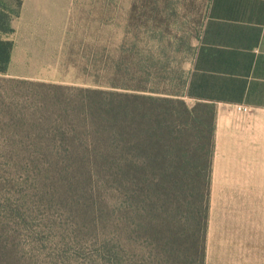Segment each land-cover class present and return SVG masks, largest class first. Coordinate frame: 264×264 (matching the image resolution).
<instances>
[{
	"label": "rangeland",
	"instance_id": "374dc122",
	"mask_svg": "<svg viewBox=\"0 0 264 264\" xmlns=\"http://www.w3.org/2000/svg\"><path fill=\"white\" fill-rule=\"evenodd\" d=\"M22 1L9 35L10 74H0V264H152L149 247L162 233L158 200L148 202L149 192L148 204L134 199L143 209L137 216L127 182L96 174L90 159L60 158L59 141L36 140L52 129L38 84L153 89L193 107L186 84L211 0ZM210 110L198 106L186 135L190 176L179 213L187 225L204 182L201 137H208ZM260 194L241 198L212 180L206 264H225L224 255L247 256L234 264H264Z\"/></svg>",
	"mask_w": 264,
	"mask_h": 264
},
{
	"label": "trees",
	"instance_id": "16d2710c",
	"mask_svg": "<svg viewBox=\"0 0 264 264\" xmlns=\"http://www.w3.org/2000/svg\"><path fill=\"white\" fill-rule=\"evenodd\" d=\"M22 6V0H0L1 33L15 32L13 21L20 17ZM13 49V40L0 39V74L7 72ZM38 86L52 129L39 132L36 140L59 141L63 152L60 158L90 159L95 162L96 174L127 182L131 207L137 216L143 209L133 203L136 199L148 204L145 197L149 202L153 195L152 200H158L154 207L162 233L157 243L149 247L152 264H206L215 107L203 104L211 109L213 119L208 137L205 133L201 137L208 145L201 152L207 157L206 163L199 166L204 182L198 192L193 223L187 225L190 221L179 213L183 207L179 196L185 193L190 176L184 145L191 125L199 119L197 109L202 103L189 107L177 94L97 83L95 88L47 83ZM155 181L156 186L151 189ZM118 249L116 256L120 259V243Z\"/></svg>",
	"mask_w": 264,
	"mask_h": 264
},
{
	"label": "crops",
	"instance_id": "0c3cea01",
	"mask_svg": "<svg viewBox=\"0 0 264 264\" xmlns=\"http://www.w3.org/2000/svg\"><path fill=\"white\" fill-rule=\"evenodd\" d=\"M9 35L0 32V39L13 40ZM185 99L215 107L213 184L226 191L235 188L241 198H259L264 189V116L236 107L264 113V0L210 1ZM223 258L234 264L247 256Z\"/></svg>",
	"mask_w": 264,
	"mask_h": 264
},
{
	"label": "built area",
	"instance_id": "2783aa9c",
	"mask_svg": "<svg viewBox=\"0 0 264 264\" xmlns=\"http://www.w3.org/2000/svg\"><path fill=\"white\" fill-rule=\"evenodd\" d=\"M237 110L241 113H248L251 111V108L248 106H244V105H237Z\"/></svg>",
	"mask_w": 264,
	"mask_h": 264
}]
</instances>
